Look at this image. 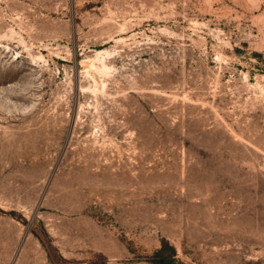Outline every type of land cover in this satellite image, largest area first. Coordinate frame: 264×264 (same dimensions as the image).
Here are the masks:
<instances>
[{"label": "rangeland", "instance_id": "374dc122", "mask_svg": "<svg viewBox=\"0 0 264 264\" xmlns=\"http://www.w3.org/2000/svg\"><path fill=\"white\" fill-rule=\"evenodd\" d=\"M264 264V0H0V264Z\"/></svg>", "mask_w": 264, "mask_h": 264}, {"label": "trees", "instance_id": "16d2710c", "mask_svg": "<svg viewBox=\"0 0 264 264\" xmlns=\"http://www.w3.org/2000/svg\"><path fill=\"white\" fill-rule=\"evenodd\" d=\"M162 264H170V263L165 262V263H162Z\"/></svg>", "mask_w": 264, "mask_h": 264}]
</instances>
